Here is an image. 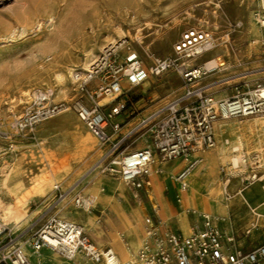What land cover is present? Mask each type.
Returning <instances> with one entry per match:
<instances>
[{
	"label": "rangeland",
	"instance_id": "rangeland-1",
	"mask_svg": "<svg viewBox=\"0 0 264 264\" xmlns=\"http://www.w3.org/2000/svg\"><path fill=\"white\" fill-rule=\"evenodd\" d=\"M132 7L127 0H0V130L15 135V120L32 109L39 96L46 95L49 102L66 105L65 110L41 123L34 134L0 137V167L5 162L8 166L3 178L5 184L0 187V221L4 220L10 228L12 243L26 240L52 217L76 221L77 210L70 205L76 203L79 194L83 200L87 199V187L102 173L96 165L107 147L89 132L74 108L77 100L87 99L75 81L74 72L85 70V52L90 48L96 60L107 45L126 38L143 62L146 76L138 87H127L132 103L118 118L123 122L122 132H130L125 144L130 149L141 143L151 144L152 130L162 118L164 108L184 94L182 78L177 71L169 70L155 76L150 68L157 58L176 56L175 46L188 29L207 31L214 39V46L217 45L203 57L189 62L191 66H206L204 61L211 58L219 64L224 63L198 79L196 87L216 99H223L233 95L236 86L264 82V27L257 20L260 0H142L138 7ZM250 25L257 33L249 32ZM49 37L58 48L47 44ZM57 72L68 75L67 84H64L67 95L56 97L49 91L57 85ZM263 116L264 112L217 124L221 142L229 140L224 150L230 157L247 155V162L240 161L239 167L233 169L230 159H222L214 168L216 189L213 195L217 190V197H212L202 187L204 196L214 202L221 199L219 187L225 179L218 175L220 165L230 167L236 174L247 175L255 162L251 158L253 154H260L264 162V126L260 120ZM78 122L81 128L74 132L73 127ZM239 139L243 144L240 145ZM236 146L239 150L233 152ZM206 151L218 153L219 150ZM202 164L205 168L206 163ZM113 177L122 181L118 176ZM102 179L95 201L101 200L106 190L114 191L109 188L108 176L102 175ZM260 184L258 193L264 194V182ZM57 185L65 197L59 196ZM237 186H243L239 179L227 188V192L228 189L234 192ZM22 188L28 190L27 198L23 197L27 192H21ZM152 190L151 182L146 194L156 210L150 196ZM133 192L138 202L142 201L140 191ZM141 192L145 195V190ZM184 193L186 191L182 195ZM135 196L132 195L133 200ZM261 203L264 204V198ZM123 215L129 231L136 230L126 213ZM91 219L95 222L81 224L95 241L100 237L101 226L97 224L99 217ZM158 226L163 230L161 224ZM181 226L186 228L183 223ZM142 244L143 241L140 247ZM45 253L43 264H71L73 261L54 251H45L43 255ZM79 255L91 262L83 252Z\"/></svg>",
	"mask_w": 264,
	"mask_h": 264
},
{
	"label": "built area",
	"instance_id": "built-area-1",
	"mask_svg": "<svg viewBox=\"0 0 264 264\" xmlns=\"http://www.w3.org/2000/svg\"><path fill=\"white\" fill-rule=\"evenodd\" d=\"M260 2L257 20L264 27V0ZM212 44V35L191 28L176 44V56L155 60L150 73L160 76L169 70L177 71L182 78L184 94L164 108L162 118L152 130L151 144L141 149L131 150L125 146L130 132H122L123 122L118 119L132 103L127 87H138L146 76L143 62L128 39L110 43L90 68L74 72L79 89L87 95L86 100H77L74 108L89 132L107 147L96 165L102 173L118 176L131 187L142 188L150 183L148 176L156 153L164 161L184 158L188 162L179 176L182 182L189 166L201 161L192 160L195 152L214 149L222 143L216 128L220 121L264 112V82L236 86L234 94L223 99H216L194 85L207 70L191 66L188 61L209 50ZM104 98L110 101L102 103ZM34 103L32 109L15 120V135L0 130L1 138L34 134L41 123L58 115L65 107V103L49 102L46 96H39ZM224 144L229 145V140ZM238 150L232 148L233 152ZM251 158L255 162L249 167L248 182L259 178L264 167L260 154H253ZM242 162H247L246 155ZM230 166L239 167L233 163ZM228 168H221L227 184L233 176ZM182 187L185 188L183 182ZM55 189L60 197L66 196L58 185ZM75 201L76 205L84 203L79 196ZM203 217L204 227L195 229L190 235L164 232L158 226L160 222L146 219L145 237L138 257L126 264H264V244L243 250L236 246L233 235L215 226L212 217ZM45 248L67 260L83 252L96 263L120 264L112 248H98L85 227L74 221L52 217L26 240L14 243L10 228L0 221V264H40L38 259Z\"/></svg>",
	"mask_w": 264,
	"mask_h": 264
},
{
	"label": "crops",
	"instance_id": "crops-1",
	"mask_svg": "<svg viewBox=\"0 0 264 264\" xmlns=\"http://www.w3.org/2000/svg\"><path fill=\"white\" fill-rule=\"evenodd\" d=\"M163 106H165V104ZM78 128H81L79 122L73 127L74 132H76ZM144 147L147 146L142 145L141 143L138 146L131 148V150L141 149ZM224 147L225 144L221 143L218 147L214 148L219 150L218 153L214 151H198L192 156L193 161L201 159V161H199L200 163H206V167L204 168L203 174L200 177V181L203 184L205 192L209 193L214 198L217 197V190L216 195H213V191L216 189V187H214V182L216 180L214 168L217 163L222 161L220 158V152L221 150H224ZM95 155L96 154H94L92 158H94ZM98 160L99 158L96 160V162H98ZM96 162H94L93 165L96 164ZM187 166L188 162L186 164L184 158L164 161L160 159L155 153V162L151 165L150 174L148 176L150 183L142 188L131 187L124 181H119L112 175L101 173L91 181L90 185L86 189L87 200L88 202L92 201L90 204L91 210L88 212L83 209L81 205L78 207L76 203L74 205H70L72 209L77 210L78 214V216L74 217L76 220L74 222L79 224H87L93 220L91 219L93 216L99 217L97 224L101 226V232H99L100 237L99 239H96L92 242L97 247H101L102 249L112 248L114 250L113 247H115L119 253L129 250L131 256L136 254L137 250L140 248L141 242L144 240L147 216L155 219L156 223L159 222L158 218H163L166 222L161 223L162 229L164 231L169 233L190 235L195 229H202L204 227V217H199L204 213H200L198 211L191 210L188 207L181 206L180 203L176 204V198L180 194L182 195V192H185V189H183L182 184H180L179 180L175 178L173 174H181ZM223 166L226 165H220L219 167L218 175L220 176H223L221 173V168ZM228 169L233 174L230 182L228 184L226 182H224V184H220L229 188L231 187V184L234 183V181L239 179L243 183V186H237L234 192L229 191V189L228 192H223L221 194V200L223 203L219 204V206L213 210V213L209 215L219 218L216 222L213 220L215 226H217L220 230L233 235L237 247L246 251L252 250L259 245L264 244V204H259V202H261V200L264 198V194L258 193V187L254 186V182H264V167L259 173V178L249 182L247 181L248 175L236 174V171L232 172L230 167ZM102 175L108 176L107 182L109 184V188L114 191L106 190L101 194V200L95 201L94 199L99 193L100 182L103 180ZM151 182L153 183V191L162 207L160 216L147 199L146 188L151 186ZM240 188L243 189L242 191H244L247 196L250 197V195H253V198L250 197L248 200L247 197L244 196L242 192H240ZM133 190L140 191L142 201L138 202ZM143 190H145V195H143L141 192ZM21 192H27L25 195H23L24 198L29 196L27 189L22 188ZM93 193H95V195H93ZM132 195L135 196L136 200H133ZM188 195L189 192L186 191V193H184L182 196L188 197ZM78 196H80V194ZM83 198L84 197H82V199ZM164 199L170 205V216H168L164 210ZM256 211L259 212V214ZM123 213H126L129 218V222L134 227H137L136 230H133V232L129 231V225L127 224V220ZM84 219L86 221H84ZM93 221L95 222V220ZM182 223L185 225L186 230L182 228ZM85 230L88 234L86 228ZM43 252L44 249L42 250L38 261L44 260L46 253L43 255ZM114 252L119 259L118 253L115 250ZM70 263L104 264L96 263L93 260H91V262L83 260L81 255L75 257ZM120 264H126V262H121Z\"/></svg>",
	"mask_w": 264,
	"mask_h": 264
},
{
	"label": "bare ground",
	"instance_id": "bare-ground-1",
	"mask_svg": "<svg viewBox=\"0 0 264 264\" xmlns=\"http://www.w3.org/2000/svg\"><path fill=\"white\" fill-rule=\"evenodd\" d=\"M126 1V0H125ZM141 1L142 0H127V4H129V5H131V6H133V7H138L139 5H140V3H141ZM126 7V6H125ZM132 7V8H133ZM135 9V8H134ZM137 9V8H136ZM141 9V8H140ZM135 11V10H134ZM134 14H135V12H134ZM25 15V14H24ZM138 16H139V14H138ZM27 20V19H26ZM1 22V21H0ZM27 22V21H26ZM23 28H24V25L22 26ZM118 32H119V30H118ZM205 32H207V31H205ZM249 32H255V28L253 27V25H250L249 26ZM119 33H121V32H119ZM255 33H257V32H255ZM55 36H58L57 35V33H55ZM124 37V36H123ZM227 40V39H226ZM53 39H52V37L50 38H48L47 39V44L48 45H50L53 49L54 48H58V46L56 47V46H54L53 45ZM257 40H255V42H256ZM217 46V45H216ZM216 46H214V39H213V44H212V46L210 47V49L209 50H207V51H205V52H203L202 54H200V55H197L196 57H194V58H201V56L203 57V55L206 53V52H208V51H210L213 47L214 48H216ZM218 47H221V46H219L218 45ZM51 50V49H50ZM52 52H54L53 50H51ZM55 51H56V49H55ZM51 52V53H52ZM86 53V59H85V61H84V69H88V68H90V66H91V64H92V62H93V59L95 60V54H94V51L92 50V48H90L88 51H86L85 52ZM194 58H192V59H190L188 62H194L195 60H194ZM204 63L206 64V66H203V67H205L206 68V70H207V73L210 71V70H214L215 68H217L218 66H220V65H224V63H221V64H219L218 63V61L217 60H214V58L212 59H207L206 61H204ZM73 69V68H72ZM71 70V69H70ZM64 71V70H63ZM70 76H71V71H70ZM67 77H68V75L66 74V73H63V72H57V74H56V83H57V85L56 86H53L49 91L50 92H53V93H55V95H56V97H59V96H61V95H67L66 93H67V90H66V86L64 85V84H67V82L65 81L66 79H67ZM72 79H73V72H72ZM72 81H74V79L72 80ZM24 91V90H23ZM26 93V92H25ZM24 93V94H25ZM42 93H44V92H42ZM46 96V95H45ZM37 97V96H36ZM110 100V98H106V101H109ZM66 109V105H65V107L61 110V111H63V110H65ZM60 111V112H61ZM51 119V118H50ZM49 120V119H48ZM260 120L263 122V126H264V116L263 117H261L260 118ZM47 121V120H46ZM45 122V121H44ZM43 122V123H44ZM238 137V136H237ZM240 140V139H239ZM240 142V145L241 144H243V142L240 140L239 141ZM248 145V144H247ZM260 146V145H259ZM244 147V146H243ZM235 148H238L239 149V147H235ZM249 148V147H248ZM247 153V152H246ZM244 154V153H243ZM247 156V155H246ZM220 158L221 159H224L225 161L226 160H229L230 159V161H231V163H233L235 166H238L239 165V163H240V161H243V155H239V156H232V157H230L229 156V154L226 152V150H221V152H220ZM214 159V158H213ZM241 159V160H240ZM186 161V160H185ZM213 161V160H212ZM165 163V162H164ZM186 164H187V161H186ZM211 164V163H210ZM185 167V166H184ZM204 169V165L202 164V162L200 163V162H196V163H193L191 166H189V168H188V170H187V173L185 174V176L182 178V182L185 184V188H183V189H185V191H188L189 192V195H188V197H183V196H181V195H179L178 197H177V199H176V204L177 203H180V205L181 206H185V207H188V208H190L191 210H194V211H198V212H200V213H204V214H202L201 216H199V217H202V216H205V215H207V216H210V217H212L213 218V220H215V222L219 219L218 217H214V216H212V215H209L207 212L205 213V212H203L202 210H206V211H210V212H213V210L215 209V208H217L218 206H219V204H222L223 202H222V200L220 199L219 201H216V202H214L212 199H210L208 196H204L203 195V189H202V187H203V185H202V183L200 182V180H199V175H200V173H201V170H203ZM8 170V166H7V163L5 162V163H3V166H1L0 167V187H1V185H3V184H5V181H4V179L3 178H5L6 177V171ZM180 171V170H179ZM180 173V172H179ZM173 176L175 177V178H177L178 180H179V176H180V174H173ZM262 177V176H261ZM122 180V179H121ZM123 181V180H122ZM261 181V180H260ZM179 182H180V184H182V182L179 180ZM255 184H254V186H256V187H259L261 184L260 183H257V182H254ZM262 186H263V188H264V184H262ZM115 187V186H114ZM2 188V187H1ZM219 189H220V195L222 194V190H223V192L225 191V192H227V187L224 185H220V187H219ZM243 189L242 188H240V192H242V194L244 195V196H246L247 197V199L249 200V198L251 197V198H253V195H250V197L249 196H247L246 195V193L244 192V191H242ZM135 193H136V191H135ZM137 194V193H136ZM261 194V193H260ZM150 196H151V198H152V201H154V204L156 205L155 207H156V210H157V212L160 214L161 213V209H162V207H161V205L159 204V202H158V200H157V197H156V195H155V193H154V191L152 190L151 191V194H150ZM139 198V197H138ZM149 198V197H148ZM140 199V198H139ZM169 199V198H168ZM151 202V201H150ZM92 203V201H89L88 202V200L87 199H85L84 200V203L81 205L82 206V208L83 209H85L86 211H90V209H91V204ZM163 205H164V210L166 211V213H167V215L168 216H170V213H171V208H170V205L168 204V202L164 199L163 200ZM78 207H79V205H77ZM194 213H196V212H194ZM161 215V214H160ZM159 215V216H160ZM150 219L151 221H153V222H155V219H153V218H151V217H147L146 219ZM159 219V222L160 223H166L165 222V220L163 219V218H158ZM4 223H5V221L4 220H2ZM167 221V220H166ZM164 226V225H163ZM100 229H101V227H100ZM99 229V230H100ZM103 231V230H102ZM164 231V230H163ZM164 232H167V231H164ZM107 235V234H106ZM124 244V243H123ZM125 245V244H124ZM125 247V246H124ZM114 249H115V251L118 253V255H119V260H120V263L121 262H127L129 259H137V257H138V255L137 254H134V255H132L131 256V253L129 252V250H125L123 253H119L118 252V250H117V248H115V247H113ZM45 251H52V250H50V249H47V248H45L44 249V252ZM43 252V253H44ZM79 254V253H78ZM77 254V255H78ZM76 255V256H77ZM40 264H43V260H41L40 261ZM141 264V263H140Z\"/></svg>",
	"mask_w": 264,
	"mask_h": 264
}]
</instances>
